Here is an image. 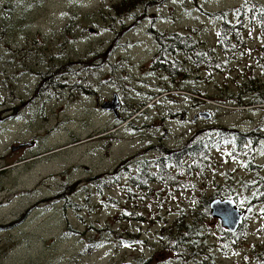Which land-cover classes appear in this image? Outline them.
Returning <instances> with one entry per match:
<instances>
[{
  "label": "rangeland",
  "instance_id": "374dc122",
  "mask_svg": "<svg viewBox=\"0 0 264 264\" xmlns=\"http://www.w3.org/2000/svg\"><path fill=\"white\" fill-rule=\"evenodd\" d=\"M118 1L0 0V264H140L150 258L152 264H264V202L246 208L255 176L264 174V100L250 103L249 92L242 97L245 89L257 91V84L264 89V78L246 77L252 54L237 44L240 32L227 31L233 41L228 38L225 52L215 48L213 36L223 24L218 13L225 11L233 22L243 16L236 10L242 0H154L137 22L111 30L108 6ZM156 24L215 48L208 69L181 60L171 69L177 78L166 83L163 68L152 66L155 40L145 31ZM51 65H67L69 72L55 78L56 88L47 77L40 86L33 70ZM237 92L234 99L247 106L224 103ZM106 103H116L114 114L103 109ZM140 105L130 116L124 113ZM218 130L254 132L257 140L246 141L239 157L231 144L212 152L205 169L178 181L162 175L154 182L147 174L139 178L142 189L129 186L137 160H167ZM118 168L132 170L101 193L84 190L88 178H105ZM67 182L81 209L53 201ZM201 192L236 197L246 217L234 235L206 219L201 255L179 261L159 231L181 212L190 213ZM67 199L62 194L58 203ZM137 203L145 217L140 225L122 217ZM86 238L98 242L88 253L82 252Z\"/></svg>",
  "mask_w": 264,
  "mask_h": 264
},
{
  "label": "trees",
  "instance_id": "16d2710c",
  "mask_svg": "<svg viewBox=\"0 0 264 264\" xmlns=\"http://www.w3.org/2000/svg\"><path fill=\"white\" fill-rule=\"evenodd\" d=\"M153 1L154 0H119L118 2H111V4L108 6V18L110 19V22H107V25L111 28V30H114L115 24H118L120 28H123L124 24L129 20L137 22V20L135 19H137L138 16H140L146 9V7L149 6ZM226 15L227 13L225 11L217 14L218 17H222L221 23H223L221 26H219L217 35L218 46L223 52H225L224 48L227 44L228 38L230 37V35L227 34V31L229 29L226 25L228 23H233L231 19L230 21H228L229 19L226 18ZM242 17L243 16H241V13H238V20H236V22H241L243 20ZM238 30L239 28H233L232 32L235 34L238 32ZM154 35L155 37L153 36V39L155 40L156 54L152 59V66L157 69L163 68V70L167 74V76L165 75L163 78L166 83H170L177 78L176 76L178 74H176L171 69H174L175 66L181 62V60L183 61V63L185 60H189L191 65L197 66L199 69L213 62L212 54L216 51V47L212 48L205 46V44H197L198 41L195 39L196 37L190 34H171L166 31L165 33H155ZM237 44L241 43L237 42ZM100 58L101 57L99 56L98 59ZM92 61H95V59H92ZM81 63L86 64V62ZM205 68L208 69V67ZM33 72H38V83H40L41 80H44L45 77H47L50 79L52 87L56 88L57 80H55V78L58 75L66 74L67 72H69V69L67 65H51L48 69H46V71H43L41 68H37L35 69V71L33 70ZM73 73L76 74L75 72ZM154 78V75H152V81L154 80ZM255 81L256 80L250 79V82ZM245 85L246 88H248V85ZM257 87H259L257 88V91H246V89L243 90L242 97H244V95L246 97V94L249 92L251 96L250 103L254 99L264 100V89H260V84H257ZM71 88L76 89V87ZM178 89H183L182 85H179ZM165 90L167 89H164V91ZM50 92L51 89L47 87L45 94L47 95ZM255 92H257L258 94ZM238 96V92L236 93L235 97L232 94H229L227 95L228 98L226 102L221 100H216V102H224L226 103V105L236 108H242L249 104L248 102L243 100L236 101V99L234 98H237ZM141 106L142 105L135 106L133 107V109L124 111V113L127 116H130ZM125 119L126 117H123L122 121ZM133 124H135V122H133L132 125ZM253 134L255 133L250 132L245 134L243 132L241 133L237 131L222 133V130H218L215 131V135L211 136L210 138H206V140L190 141L181 150L174 151L171 156V153H169V158L167 160H164L162 158L158 160L156 159V161L154 162H151L148 159L137 160L132 165V169H134V171L130 173L131 175L129 174V172L132 170L131 168H128V170L124 171L118 168L110 172V174L105 178L90 177L88 178V180H86L87 185L85 186L84 190L87 192H91V188H94L95 192L101 193L111 187L116 181H119L123 174L126 172L127 175H125V177L130 175L128 179L129 186L139 189L143 188V183L139 180V178L147 174L148 179L154 182L162 180L160 177L162 175L166 176V180L168 182L171 181L170 178L178 181L184 175H191L195 171H202L203 169H205L204 167L212 161V152L221 151L225 147L229 146V144H231L230 149L234 156L239 157L240 155L245 154L246 150L243 151L244 143L249 139H252L253 142H256L257 140V138H253ZM159 154L161 155V157H165L163 156L162 149H160ZM183 158L184 160L182 161ZM187 160L189 161L188 163ZM155 166L158 168L156 169ZM254 168L256 167L252 166V169ZM254 175H256V173ZM254 179V181L256 182V190L254 191L250 199V203L246 205V208L248 210H250V207L254 204L264 202V174L257 175ZM69 188L70 184L68 182L61 185L60 192L53 198V201L55 202V204L62 205V209L72 210L74 203L79 207V209H81V205L73 200L74 193H70L71 191H68ZM62 194H66L68 199L66 202L59 204L58 198ZM215 197L229 198L230 196L222 195L207 198V196L202 195L199 198L198 202L195 204L194 209L190 213L181 212L176 220L167 222L164 224L166 226H162L161 230L159 231V236L161 237L162 243L171 253L176 256L177 260L182 261L185 256H191L195 258L201 255L198 251V248L202 245L205 235L202 222L206 219L211 218L209 215L210 212L208 206L210 201ZM233 199L239 207L243 206L236 197ZM86 200L88 201V199ZM115 201L116 199L110 198L111 203H114ZM106 204H108V199L107 201L102 202L103 206H106ZM133 205L134 208H129L127 212L122 210V217L124 219L129 218L130 220L137 223L144 222V212L139 209H135V207H142L143 204L137 203ZM112 208L117 207L112 206ZM67 231H70V227H67ZM74 232L78 236H83V233L79 231ZM94 244L96 246L98 244L95 238H88L86 245L84 244L82 252H91L95 248ZM140 260H142V258L139 259V261ZM197 260H199V258H197ZM151 262V258L148 260L143 259L140 264H152Z\"/></svg>",
  "mask_w": 264,
  "mask_h": 264
},
{
  "label": "flooded vegetation",
  "instance_id": "af4514ba",
  "mask_svg": "<svg viewBox=\"0 0 264 264\" xmlns=\"http://www.w3.org/2000/svg\"><path fill=\"white\" fill-rule=\"evenodd\" d=\"M239 7L240 8L237 7L236 10L242 12L243 21L228 23L226 26L228 29L239 28L238 32H240L239 35L242 39L241 44H243L242 48L246 47L244 48L245 52L247 53V51H250L252 54V58L245 66L246 77H255L262 80L264 78V0H242V4ZM217 35L218 32L214 36L215 45L216 48L220 49ZM230 37L233 41V37L231 35ZM120 111H122V106ZM256 148L257 147H253V149ZM215 198L221 200L230 199L221 197Z\"/></svg>",
  "mask_w": 264,
  "mask_h": 264
},
{
  "label": "water",
  "instance_id": "95a60500",
  "mask_svg": "<svg viewBox=\"0 0 264 264\" xmlns=\"http://www.w3.org/2000/svg\"><path fill=\"white\" fill-rule=\"evenodd\" d=\"M116 103H106L103 105V109L115 111ZM200 117L209 119L211 115L209 113H202ZM16 148L13 147V150ZM12 151V150H11ZM211 217L218 220L222 228L227 229L230 232H235L242 222L244 216L243 212H240L235 204L231 201L214 200L210 203Z\"/></svg>",
  "mask_w": 264,
  "mask_h": 264
},
{
  "label": "bare ground",
  "instance_id": "6f19581e",
  "mask_svg": "<svg viewBox=\"0 0 264 264\" xmlns=\"http://www.w3.org/2000/svg\"><path fill=\"white\" fill-rule=\"evenodd\" d=\"M121 109V105H120V108H119V110ZM170 115V114H169ZM211 115V114H210ZM200 116V115H199ZM201 118H203V117H201ZM211 119V117L209 118V119H206V120H210ZM28 147H29V145H28ZM28 147H26V148H24V149H27ZM23 149V148H22ZM214 200H221V199H214ZM214 200H212V201H214ZM226 200H228V201H231V202H233L234 204H235V207L240 211V212H243L244 213V216H243V218H242V222H241V224L239 225V227L237 228V230L235 231V232H230V231H228L227 229H224L225 231H227V233L228 234H231V235H234L237 231H238V229L243 225V223H244V220H245V217H246V212L245 211H242L241 209H239L238 207H237V205H236V203L233 201V200H231V199H223V200H221V201H226ZM211 201V202H212ZM210 202V203H211Z\"/></svg>",
  "mask_w": 264,
  "mask_h": 264
}]
</instances>
